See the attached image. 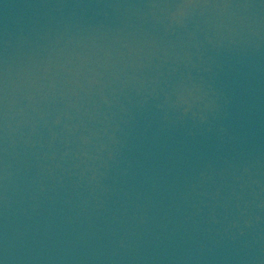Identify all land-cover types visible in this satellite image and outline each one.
<instances>
[{
    "label": "water",
    "instance_id": "obj_1",
    "mask_svg": "<svg viewBox=\"0 0 264 264\" xmlns=\"http://www.w3.org/2000/svg\"><path fill=\"white\" fill-rule=\"evenodd\" d=\"M0 264H264V0H0Z\"/></svg>",
    "mask_w": 264,
    "mask_h": 264
}]
</instances>
